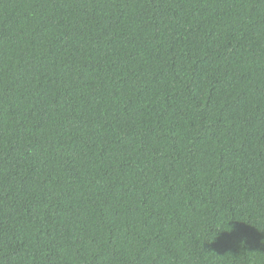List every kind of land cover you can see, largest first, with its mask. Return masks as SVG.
<instances>
[{"label": "trees", "instance_id": "obj_1", "mask_svg": "<svg viewBox=\"0 0 264 264\" xmlns=\"http://www.w3.org/2000/svg\"><path fill=\"white\" fill-rule=\"evenodd\" d=\"M0 264H264V0H0Z\"/></svg>", "mask_w": 264, "mask_h": 264}]
</instances>
